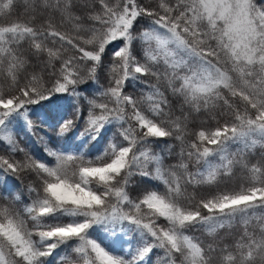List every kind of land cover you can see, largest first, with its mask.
<instances>
[{
  "label": "snow or ice",
  "instance_id": "6c2138e0",
  "mask_svg": "<svg viewBox=\"0 0 264 264\" xmlns=\"http://www.w3.org/2000/svg\"><path fill=\"white\" fill-rule=\"evenodd\" d=\"M0 152V264H264V0H0Z\"/></svg>",
  "mask_w": 264,
  "mask_h": 264
},
{
  "label": "trees",
  "instance_id": "16d2710c",
  "mask_svg": "<svg viewBox=\"0 0 264 264\" xmlns=\"http://www.w3.org/2000/svg\"><path fill=\"white\" fill-rule=\"evenodd\" d=\"M146 2V0H145ZM101 82L104 83L105 81L103 80V78L101 79ZM202 119H206L207 117H201ZM199 121H197L198 123ZM210 123H214L212 121H210ZM51 134V133H50ZM23 136V139H22V143H27L30 147L31 150H33L34 152H37L39 153V151L42 149V146L39 144V141L36 139V137H29V136H26V135H23V133L21 134ZM259 151V149L257 150ZM0 154H3L2 152H0ZM22 181H15L14 182V188H13V191H20V192H23L25 195H26V186L31 183V178H29L28 176H23L22 177ZM231 186V185H229ZM202 194H209L207 192L205 193H202ZM231 231L233 232H237L238 229L237 228H234L232 229ZM228 232H229V229H224V230H221L219 233H218V236H217V239H216V242H222V243H231L232 242V239L233 237L228 235ZM195 235H197L201 240L205 241L206 243L207 242H211L212 241V237H210L206 232L204 231H197L195 233ZM64 253L61 252V255H63ZM52 259V258H50ZM53 264H57L56 260H53Z\"/></svg>",
  "mask_w": 264,
  "mask_h": 264
}]
</instances>
